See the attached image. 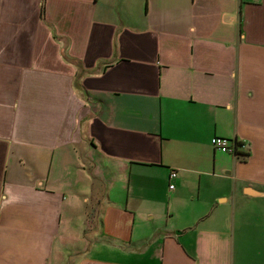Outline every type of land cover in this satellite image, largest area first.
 I'll list each match as a JSON object with an SVG mask.
<instances>
[{"label":"crops","instance_id":"obj_1","mask_svg":"<svg viewBox=\"0 0 264 264\" xmlns=\"http://www.w3.org/2000/svg\"><path fill=\"white\" fill-rule=\"evenodd\" d=\"M259 212L264 0H0V264H264Z\"/></svg>","mask_w":264,"mask_h":264},{"label":"built area","instance_id":"obj_2","mask_svg":"<svg viewBox=\"0 0 264 264\" xmlns=\"http://www.w3.org/2000/svg\"><path fill=\"white\" fill-rule=\"evenodd\" d=\"M211 146L213 149H215L218 152L222 153H229L233 154L237 159L243 158L242 156H239L237 154V148L234 145V142L232 140H228L225 138L220 137H214L211 139ZM176 176V173L174 171L170 172L169 179L172 180ZM174 186L172 184L169 185V190H173Z\"/></svg>","mask_w":264,"mask_h":264},{"label":"rangeland","instance_id":"obj_3","mask_svg":"<svg viewBox=\"0 0 264 264\" xmlns=\"http://www.w3.org/2000/svg\"><path fill=\"white\" fill-rule=\"evenodd\" d=\"M85 166H86V163H85ZM86 169L87 171H90V169L86 166ZM260 213V216H257L256 218L253 219V223H254V226L253 227H256V228H260V227H264V216H261V212ZM259 213H257L259 215ZM111 242V241H109ZM109 242L107 244H109Z\"/></svg>","mask_w":264,"mask_h":264},{"label":"trees","instance_id":"obj_4","mask_svg":"<svg viewBox=\"0 0 264 264\" xmlns=\"http://www.w3.org/2000/svg\"><path fill=\"white\" fill-rule=\"evenodd\" d=\"M234 142V145H235V147L238 149V148H240L241 147V145L238 143V142H236V141H233ZM240 156V155H239Z\"/></svg>","mask_w":264,"mask_h":264}]
</instances>
